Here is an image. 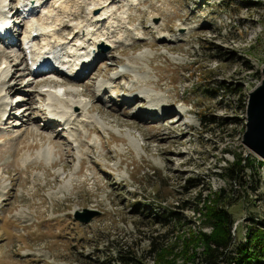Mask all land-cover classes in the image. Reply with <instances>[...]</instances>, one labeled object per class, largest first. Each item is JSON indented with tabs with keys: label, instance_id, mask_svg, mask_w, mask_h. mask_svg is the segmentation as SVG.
I'll use <instances>...</instances> for the list:
<instances>
[{
	"label": "rangeland",
	"instance_id": "obj_1",
	"mask_svg": "<svg viewBox=\"0 0 264 264\" xmlns=\"http://www.w3.org/2000/svg\"><path fill=\"white\" fill-rule=\"evenodd\" d=\"M56 1L42 0L43 7ZM80 1L87 11L91 0ZM103 1L113 14L100 30L112 34H102L87 75L61 88L71 95L57 96L86 106V119L49 121L41 113L47 95L38 93L55 75L34 79L23 62L6 77L23 51L19 40H0V88L18 84L7 100H22L14 117L2 116L0 101V264H120L125 249L146 264L181 263L184 239L211 232L193 210L201 207L196 195L214 198L220 189L229 199L237 256L236 247L264 220V158L242 142L247 99L263 81L264 0ZM9 2V32L18 39L42 9L14 14L17 0ZM69 32L59 33L67 39ZM147 103L171 113L139 114ZM178 118L181 131L171 126ZM233 154L246 166L229 183L220 173ZM189 181L200 185L190 188ZM84 209L99 214L82 223L77 213ZM173 209L182 219L156 218ZM151 242L162 245L160 258L148 252Z\"/></svg>",
	"mask_w": 264,
	"mask_h": 264
},
{
	"label": "bare ground",
	"instance_id": "obj_2",
	"mask_svg": "<svg viewBox=\"0 0 264 264\" xmlns=\"http://www.w3.org/2000/svg\"><path fill=\"white\" fill-rule=\"evenodd\" d=\"M2 1L4 2L5 0H0V16L4 19V21L9 22L8 19L9 11L5 10L6 7L3 5ZM21 1L25 2V7L22 8L21 5L17 3V5H15L13 8V10L16 9L14 14H17L16 13L17 10L21 9L24 12V14L27 15L28 13V15L31 14L32 16L33 11H35L36 8L39 7V9L43 10V12L41 10V15L38 18L34 19L35 17H30L31 21L26 25L29 26L28 30L25 29L24 32L22 31L24 34L22 37L23 39H25L28 38L32 32L38 33V35L34 34L32 35V38H30L31 39L30 47L35 51V53L31 56L32 59H34V62L37 61L38 58L40 59L39 62L37 63L36 68L32 67L33 64L26 66L29 68L28 74L31 76L35 75L34 79L37 77L45 78L47 76L52 77V75H55V77L53 76L54 78L52 79L50 78L47 81L50 85H53V89L47 87L49 84L47 85L41 84L42 87L38 93L40 95L43 92L44 94L47 95L48 102H45L44 100L45 102L44 105H46L45 109L49 114L48 120L52 122L55 121L54 119L56 117H58V119L66 118V122L70 123L72 119L75 120L80 116H81L80 118L82 117L85 118L86 116L84 115L88 111V108H86V106L72 99L64 98L59 101L57 99V96L60 95L63 96V94L66 93L68 95H71L70 91H68L67 89H63L64 90L63 91L61 88L69 85V83H71L70 85L77 84L79 83L78 82L79 79H82L87 75L85 74L81 76V72L79 71L78 68L75 67V65L80 61V59H82L81 61L82 62L81 66H82L83 64L86 63L84 62L86 58L90 60H94L95 57H97V53H100V49L98 47L99 43L104 42V40L101 37L103 36L102 34H104V36L112 34V30H110V32H105V33H101V30L103 25L106 22H109V20L106 19L110 17L111 12L113 14V11L111 9H110L111 12L109 11L108 8L109 4L106 5L107 4L106 1L91 0V2L88 3L90 4L88 5L90 7L87 9V11L85 10L86 13L83 14L85 16L84 19L82 18L83 15H80V17L77 16V13L82 14L83 12H85L83 10L84 7H86L84 6L85 3L83 4V1L80 0H57L55 3L50 5V7H46V8L43 7V3L45 1L42 3V0H36L38 5L31 7L26 11L25 8L29 4L28 2L30 0H21ZM40 4L42 5V8ZM99 10L101 11L99 12ZM65 15L72 16V19H70L72 23H70V25L62 23V17H64ZM123 16H126L128 18L127 15H123ZM67 26L70 28V32L68 33V38L63 39L60 36L59 32L63 28L64 29L67 28ZM8 29H9V25L6 26L7 31H9ZM99 30L101 34L99 33ZM11 36L14 38V35ZM1 37H3V35L0 33V38ZM107 37L105 39H107ZM37 39H39V42L41 43L39 46H36ZM5 40L8 41L7 38ZM8 43H10V41H8ZM48 52H50L52 56L48 54ZM83 53L88 54V56L84 55ZM81 56H86V58H83ZM22 60H25V55L22 57ZM42 61H45L44 64L47 65V68H43V69L38 68V66L42 63ZM4 64L5 63L0 60V78L5 74L4 73L5 68H3ZM9 73L10 72L6 73L5 76L6 77L9 76L10 75ZM17 85L18 84L16 83L6 84L5 87L3 86L2 88H0V94L3 93V96L0 97L1 105H3V107L9 106L7 100L9 97L11 98V96H9V93H11L12 91H18L19 89ZM46 87L49 89H47ZM17 101L20 100L17 99ZM53 101L57 102V105H52ZM155 101H158V99ZM20 102H22V100ZM145 102L146 101L144 100L142 104H144ZM17 103L14 108L10 103L11 109L7 113H4V115L2 116L5 117L7 115V117H11V116L14 117V111L17 106ZM153 106L150 103H147L146 109L140 110L139 114H142L143 116H148L153 119L155 118L157 119V117L160 116L165 117L171 113L163 109L162 110L159 109L155 111V109L157 108L153 109ZM81 120L86 121L84 119ZM48 125L52 126L51 123L49 122ZM171 126L172 129L175 128L176 130L181 131L180 118L174 120L171 123ZM259 159H262V157L260 156ZM26 220H27L26 218L22 219V221L25 222Z\"/></svg>",
	"mask_w": 264,
	"mask_h": 264
},
{
	"label": "trees",
	"instance_id": "obj_3",
	"mask_svg": "<svg viewBox=\"0 0 264 264\" xmlns=\"http://www.w3.org/2000/svg\"><path fill=\"white\" fill-rule=\"evenodd\" d=\"M208 89L203 88L201 91L207 92ZM245 158L233 154L232 161H225L226 165L221 167V176L225 181L236 182L241 179L245 172ZM249 162V161H248ZM247 163V161H246ZM258 165L263 163L256 162ZM252 164V163H251ZM190 188H198L200 183L189 181ZM225 190L220 189L218 194L211 198L208 193L202 198V193H198L195 197L198 203L201 201V207L194 206V212L201 213L209 222L211 232L206 233L199 230L196 235L190 233L188 238L184 239L183 243V257L181 263L175 261H166L163 264H230L235 259L240 261L239 264H264V220L255 222L258 226L250 229L249 237L246 245H239L236 247L237 256L232 255L230 248L233 244L232 225L234 219L228 209L225 207L229 199L225 202ZM209 202V203H208ZM186 205H180L175 208L185 209ZM156 217V216H155ZM156 218L169 223L166 220H180L182 215L175 211H167V214H160ZM201 246L200 252L196 250ZM163 251L162 245H157L151 242L148 252L156 254L158 258ZM198 258V259H197ZM118 261L120 264H146L143 259L131 249L120 250L118 254ZM99 264H111L109 262H100Z\"/></svg>",
	"mask_w": 264,
	"mask_h": 264
},
{
	"label": "water",
	"instance_id": "obj_4",
	"mask_svg": "<svg viewBox=\"0 0 264 264\" xmlns=\"http://www.w3.org/2000/svg\"><path fill=\"white\" fill-rule=\"evenodd\" d=\"M263 81L253 90L246 103V129L243 144L256 155L264 158V69ZM99 214L94 209H84L83 213H77V219L82 223H88Z\"/></svg>",
	"mask_w": 264,
	"mask_h": 264
}]
</instances>
